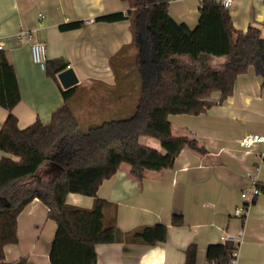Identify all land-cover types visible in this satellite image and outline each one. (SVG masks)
Wrapping results in <instances>:
<instances>
[{"label": "crops", "instance_id": "obj_1", "mask_svg": "<svg viewBox=\"0 0 264 264\" xmlns=\"http://www.w3.org/2000/svg\"><path fill=\"white\" fill-rule=\"evenodd\" d=\"M198 6V0H170L168 10L176 21L194 27ZM129 9L127 0H0V50L18 82L20 99L11 111L19 128L36 120L47 123L52 111L64 103L59 87L74 85L67 103L86 124L89 119L101 122L131 115L140 82L134 68L137 43L131 22L94 20ZM227 9L237 30L262 26L261 0H235ZM76 20L83 24L60 28ZM19 29L32 31L34 39L45 43L47 61H66L76 82L64 87L59 72L53 79L33 63L29 42L16 35ZM218 98V92H212L208 99L214 103L199 114L169 115L172 133L196 138L206 153L184 147L172 167L148 170L141 180L122 163L100 183L97 195L109 204L104 213L107 217L115 214L121 231L162 224L167 233L154 244L98 243L96 264H183L190 244L196 245L194 264H207L206 247L224 243L221 236L239 229L243 234L236 264H264V165L255 169L261 146L245 149L240 145L244 134H264V79L250 67L236 77L231 95L221 102ZM7 113L0 106V127ZM139 141L161 149L153 137L142 135ZM6 156L17 159L0 150V159ZM254 175L261 192L242 220L234 209L245 201L240 192L248 189ZM66 202L90 208L93 197L70 192ZM174 213L182 216V225L172 224ZM55 227L45 204L34 198L18 214L17 241L4 246L3 260L25 257V264H51L49 248Z\"/></svg>", "mask_w": 264, "mask_h": 264}, {"label": "trees", "instance_id": "obj_2", "mask_svg": "<svg viewBox=\"0 0 264 264\" xmlns=\"http://www.w3.org/2000/svg\"><path fill=\"white\" fill-rule=\"evenodd\" d=\"M127 1L130 9L125 13L94 18L131 22L137 43L134 68L140 82L133 112L125 118L105 119L83 129L67 103L74 85L59 87L64 103L52 111L47 123L36 120L19 128L11 111L20 99L18 82L0 50V106L8 111L0 127V150L17 157L0 159V264H25V257L5 262L4 246L17 241V216L34 198L45 204L48 217L56 223L49 248L51 264H96L98 243L163 241L167 227L162 224L121 231L115 214L105 215L109 204L98 197V186L122 163L141 180L148 170L172 167L184 147L206 153L196 138L172 133L169 115L205 111L214 103L208 99L212 92H218L217 102L223 101L232 94L236 77L250 67L264 79L261 30L252 25L237 30L221 4L203 0L195 26L189 27L171 17L170 0ZM82 24L76 20L60 28ZM212 59L220 61L212 64ZM66 67V61L58 58L47 61L44 70L56 79ZM142 135L157 139L161 149L140 143ZM70 192L92 196V206L67 203ZM171 222L182 225L183 218L174 213ZM234 248L231 241L209 244L207 264H226ZM184 255L183 264H194L196 245H188Z\"/></svg>", "mask_w": 264, "mask_h": 264}, {"label": "built area", "instance_id": "obj_3", "mask_svg": "<svg viewBox=\"0 0 264 264\" xmlns=\"http://www.w3.org/2000/svg\"><path fill=\"white\" fill-rule=\"evenodd\" d=\"M221 4L225 8H229L235 0H212ZM264 3V0H261ZM199 4L203 2V0H198ZM41 15V14H39ZM42 16V15H41ZM262 27L264 29V17L262 19ZM17 37L21 41L29 42L30 45V52H31V59L33 63L38 65L41 69H45V64L47 62V55H46V45L44 42L38 41L34 39V34L30 30H23L19 29L16 33ZM0 44V48H1ZM240 145L245 149H250L253 146H261V150L259 152V162L255 166L256 170L264 165V134H257V133H247L241 136L240 138ZM261 192V189L258 185V181L256 179V175L253 176L252 181L246 190H242L240 195L244 198V202L239 204L234 209V215L242 218L245 220V216L248 213L249 207L255 197ZM242 234L243 230L239 229L236 234H226L220 237L222 242L231 241L234 243L235 248L231 253V257L226 264H236L237 257H238V246L242 241Z\"/></svg>", "mask_w": 264, "mask_h": 264}, {"label": "water", "instance_id": "obj_4", "mask_svg": "<svg viewBox=\"0 0 264 264\" xmlns=\"http://www.w3.org/2000/svg\"><path fill=\"white\" fill-rule=\"evenodd\" d=\"M58 77L62 81L64 87H67V86L71 85L72 83L76 82V78L74 76V73H73L72 69H70L69 67H67L66 69L59 72Z\"/></svg>", "mask_w": 264, "mask_h": 264}, {"label": "rangeland", "instance_id": "obj_5", "mask_svg": "<svg viewBox=\"0 0 264 264\" xmlns=\"http://www.w3.org/2000/svg\"><path fill=\"white\" fill-rule=\"evenodd\" d=\"M259 27V26H258ZM260 29H261V32H262V35L264 36V29H263V27L261 26V27H259ZM220 60L219 59H212L211 60V63L212 64H217L218 62H219ZM77 117V119H78V121H79V123H80V125H81V127L83 128V129H86L88 126H90V125H96V124H98V123H100V122H98V121H94L93 119L92 120H88V123L89 124H86V122H84L82 119H81V116H79V115H77L76 116Z\"/></svg>", "mask_w": 264, "mask_h": 264}]
</instances>
